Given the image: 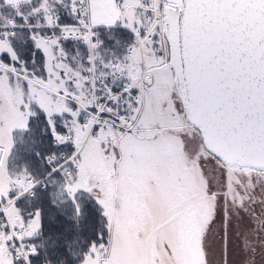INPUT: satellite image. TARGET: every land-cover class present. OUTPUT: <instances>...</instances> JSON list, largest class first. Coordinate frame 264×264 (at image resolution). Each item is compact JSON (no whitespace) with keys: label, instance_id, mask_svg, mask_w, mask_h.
Here are the masks:
<instances>
[{"label":"snow or ice","instance_id":"snow-or-ice-1","mask_svg":"<svg viewBox=\"0 0 264 264\" xmlns=\"http://www.w3.org/2000/svg\"><path fill=\"white\" fill-rule=\"evenodd\" d=\"M5 8L0 264H213L217 220L229 264V229L245 218L243 250L264 264V0ZM116 24L133 37L119 52L94 31ZM27 41L31 68L17 47ZM18 144L30 158L14 156ZM46 213L63 220L47 235Z\"/></svg>","mask_w":264,"mask_h":264},{"label":"trees","instance_id":"trees-1","mask_svg":"<svg viewBox=\"0 0 264 264\" xmlns=\"http://www.w3.org/2000/svg\"><path fill=\"white\" fill-rule=\"evenodd\" d=\"M0 14H2L4 16H11V15H13V12L10 9L5 8V9H0ZM60 18H61L62 23H71L72 22L71 17L66 13L62 12ZM17 22L23 23V21H21L18 17H17ZM117 25H119V24H116V25L112 26L111 28L99 27V28H97L96 31H97L98 38L102 41V47L110 48L113 51L119 52L120 51L119 47H114L116 40H120V41L125 42V43H130L131 40L133 39V37H132V34L128 30H126L124 28L117 27ZM19 31L26 33L27 29H20ZM113 37H114V39H113ZM63 43L65 44L66 48L71 50L73 47V44H75L76 42L75 41H64ZM79 46L83 49V45H79ZM17 47L20 49V54H21L23 60L25 61L26 66L29 68L33 67V65L31 64L32 53L35 52L36 50L33 48L31 42L27 41L24 44H17ZM39 135H40V132H39V129H37V136H38V138L42 139V141H43L42 145H39L38 147H46L47 146V138L46 137H40ZM26 147H27L26 145L18 144L16 146L14 156L16 154H18V155L23 156L24 158H30V154L26 151ZM87 207L92 210V213L95 217L94 227H99L101 218H100L99 212L96 211L94 202L89 201L87 203ZM257 211H259V209H257ZM62 224H63V220H57L54 223L49 222L47 219V213H46L45 223H44L45 234L47 235L49 233L55 232L57 229H59L61 227ZM89 224H91V218L89 219ZM247 227H255V225L248 224L247 218H245L244 221H242V222L234 219L232 222V226L229 229L228 237L230 236V233L232 232L233 229H235L238 232L239 237H241L240 232L243 231L244 228H247ZM215 231H216V229L214 228V233H215ZM223 235H224V233H223V229L221 227V239L223 238ZM68 260H69V264H72L71 258H68ZM33 264H41V262L39 259H34Z\"/></svg>","mask_w":264,"mask_h":264},{"label":"rangeland","instance_id":"rangeland-1","mask_svg":"<svg viewBox=\"0 0 264 264\" xmlns=\"http://www.w3.org/2000/svg\"><path fill=\"white\" fill-rule=\"evenodd\" d=\"M215 233L209 238V247L212 249L210 258L213 264H220L221 254L224 251V240L221 239L220 221L217 220L215 226ZM227 257L229 264H261V253L259 250L255 255H251L243 250L242 238L239 237L238 232L233 229L227 239Z\"/></svg>","mask_w":264,"mask_h":264},{"label":"built area","instance_id":"built-area-1","mask_svg":"<svg viewBox=\"0 0 264 264\" xmlns=\"http://www.w3.org/2000/svg\"><path fill=\"white\" fill-rule=\"evenodd\" d=\"M99 27H104V26H97L95 29H94V31L97 33V28H99ZM117 27H120V28H124V27H122L121 25H117ZM125 29V28H124ZM127 30V29H126ZM129 31V30H128ZM130 32V31H129ZM131 33V32H130ZM132 34V33H131ZM98 36V35H97Z\"/></svg>","mask_w":264,"mask_h":264}]
</instances>
